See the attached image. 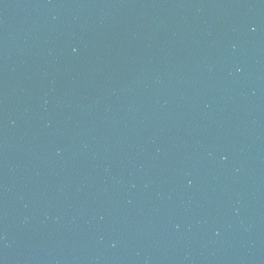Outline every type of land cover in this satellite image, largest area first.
Wrapping results in <instances>:
<instances>
[{"label": "water", "instance_id": "1", "mask_svg": "<svg viewBox=\"0 0 264 264\" xmlns=\"http://www.w3.org/2000/svg\"><path fill=\"white\" fill-rule=\"evenodd\" d=\"M0 264H264V0H0Z\"/></svg>", "mask_w": 264, "mask_h": 264}]
</instances>
